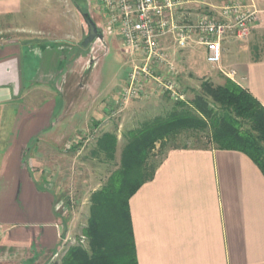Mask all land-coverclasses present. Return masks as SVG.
<instances>
[{
	"label": "crops",
	"instance_id": "1",
	"mask_svg": "<svg viewBox=\"0 0 264 264\" xmlns=\"http://www.w3.org/2000/svg\"><path fill=\"white\" fill-rule=\"evenodd\" d=\"M227 2L193 0L186 8L198 16L218 13ZM245 5L259 11V20L248 39L226 37L216 66L234 72L228 77L264 106V0H246ZM36 13V0H0V32L10 27L15 31L14 38L0 37V264H39L44 255L54 258L70 247L65 248L70 235L64 218L70 198L65 203L56 187L67 175L69 153L79 146L70 143L69 135L55 132L60 119L54 122L55 99L48 86L62 76L56 89L63 97L65 87L71 92L66 82L72 48L26 36L23 32L33 29ZM93 19L102 25L100 15ZM188 49L199 50L197 55L210 64L205 46L193 42ZM26 51L38 58L28 89L23 86L26 67L27 74L33 71ZM77 53L74 62H85L87 57ZM118 99L111 104L97 97L92 106L99 113L107 107L104 114L109 113ZM8 105L15 110L11 117ZM129 204L138 264H264V173L243 151L171 149ZM23 253L25 258L14 259Z\"/></svg>",
	"mask_w": 264,
	"mask_h": 264
},
{
	"label": "rangeland",
	"instance_id": "2",
	"mask_svg": "<svg viewBox=\"0 0 264 264\" xmlns=\"http://www.w3.org/2000/svg\"><path fill=\"white\" fill-rule=\"evenodd\" d=\"M76 4L77 0H36L37 13L34 19L35 23L31 27L33 29L29 30L30 32H23L29 37L57 40L63 43L66 48H72L70 54L71 73L67 76L69 80L66 82V86L68 85L72 89L71 92H67L65 87V96L63 97L62 93L56 89L55 85L64 78L62 76L55 78V82L48 86L50 88L48 91L53 94V99H55L54 122L60 119L58 123L60 128L55 127V132L60 133V137L69 135L67 138L70 140L72 138L70 143L79 146L74 152L69 153L68 169L64 170V174L67 175L61 180L62 184L56 187L61 196L63 195L64 202L70 198L68 206L65 205L67 202L64 203L66 212L64 218H66L67 232L70 235L69 243L65 248L78 243L87 244L82 231L88 223L91 195L102 187L113 171L120 167L122 151L130 138L129 132L138 129L156 116L168 114L173 109L172 101L166 99L165 96L153 93L149 97L128 101L122 110H119L120 106L117 103L114 108L111 107L112 110L109 113L104 114V111L108 110L107 107H103L104 111L101 113L99 110L96 112V107L92 105L97 97L105 98L108 103L115 104L121 87L132 69L131 55L120 40L118 32L105 25V14L96 10L95 0H87V10L83 11H89L96 19L100 15L102 21H99V24H102V27L105 26L106 32L104 39L96 38L86 47L83 46L82 41L87 35L88 28L81 13L77 10ZM1 33L0 37L11 39V37L14 38L15 31L10 27L9 30L5 29ZM78 50L87 57L85 62H74L73 58L78 56ZM261 53L264 54L263 49ZM197 54L195 49H187L178 54L172 52V60L176 67L181 69L179 84L192 96L195 91L200 89L204 79L212 80L218 84L223 83L228 77L216 65L206 66L205 57ZM25 55L29 57L33 71L32 75L31 73L27 74L28 68L26 67L23 86L28 89L33 81L31 76L35 78L37 75L34 67L38 64V58L27 51L24 52ZM177 55H181L180 59L176 57ZM45 77L49 78L48 75ZM43 93L45 94V92ZM44 103L46 104L47 101ZM7 107L12 108L9 105ZM14 111V109L8 110V117H11ZM89 115L100 116L102 121L90 118ZM103 116L105 120H103ZM7 124L10 125V123ZM84 125H86V129L82 131ZM78 132L80 137L76 138ZM81 132L84 133L81 135ZM106 133L117 136L115 158L113 159L107 155V151L99 146V139ZM185 143L205 145L207 142L205 134L185 133L180 135L176 141L168 143V146H179ZM75 145L73 146L76 147ZM166 150L167 148L162 147L160 142L156 143L148 160L149 168L162 158V154ZM64 252H59L54 258H51V255H44L41 262L59 264ZM5 254L9 255L10 253L6 252ZM23 254L14 259L22 260L26 257L25 253ZM44 259L45 261H43Z\"/></svg>",
	"mask_w": 264,
	"mask_h": 264
},
{
	"label": "trees",
	"instance_id": "3",
	"mask_svg": "<svg viewBox=\"0 0 264 264\" xmlns=\"http://www.w3.org/2000/svg\"><path fill=\"white\" fill-rule=\"evenodd\" d=\"M78 5L87 10L85 0H77ZM187 94L186 101H174L168 94L162 95L173 102V109L129 132L120 167L91 195L90 215L82 231L87 245L70 246L59 264H138L129 201L145 182L155 177L171 149L240 150L264 173V106L261 102L229 77L218 84L204 79L193 96ZM185 133L205 134L207 143L168 146ZM157 142L167 150L149 168L148 160ZM116 144L117 136L111 133L99 139L100 148L107 151L111 159L115 158Z\"/></svg>",
	"mask_w": 264,
	"mask_h": 264
},
{
	"label": "built area",
	"instance_id": "4",
	"mask_svg": "<svg viewBox=\"0 0 264 264\" xmlns=\"http://www.w3.org/2000/svg\"><path fill=\"white\" fill-rule=\"evenodd\" d=\"M95 1L96 10L105 14V25L118 32L131 55L132 69L119 94V110L128 101L153 93L186 101L187 91L179 84L178 69L172 60L174 49H188L193 42L203 45L207 61L219 65L226 37L234 34L238 39H248L260 16L255 8L246 7V0H228L218 13L198 16L186 8L193 0Z\"/></svg>",
	"mask_w": 264,
	"mask_h": 264
},
{
	"label": "water",
	"instance_id": "5",
	"mask_svg": "<svg viewBox=\"0 0 264 264\" xmlns=\"http://www.w3.org/2000/svg\"><path fill=\"white\" fill-rule=\"evenodd\" d=\"M76 7H77V10L81 13L84 23L86 24L88 28L87 35L84 37L82 41V45L86 47L87 45H89V43L94 41L96 38H102L103 33L100 32L96 21L93 19L89 11H83L79 5Z\"/></svg>",
	"mask_w": 264,
	"mask_h": 264
},
{
	"label": "flooded vegetation",
	"instance_id": "6",
	"mask_svg": "<svg viewBox=\"0 0 264 264\" xmlns=\"http://www.w3.org/2000/svg\"><path fill=\"white\" fill-rule=\"evenodd\" d=\"M85 1L87 2V0H85ZM99 30H100V32L103 33V37H102V38L104 39V32H103V30H102L101 28H99ZM102 38H101V39H102Z\"/></svg>",
	"mask_w": 264,
	"mask_h": 264
}]
</instances>
